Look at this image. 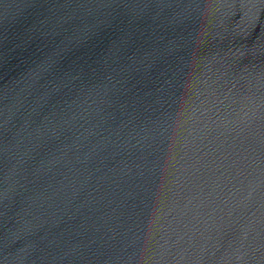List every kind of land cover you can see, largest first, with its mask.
<instances>
[{"label": "water", "instance_id": "1", "mask_svg": "<svg viewBox=\"0 0 264 264\" xmlns=\"http://www.w3.org/2000/svg\"><path fill=\"white\" fill-rule=\"evenodd\" d=\"M0 264H264V0H0Z\"/></svg>", "mask_w": 264, "mask_h": 264}]
</instances>
